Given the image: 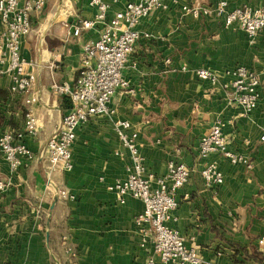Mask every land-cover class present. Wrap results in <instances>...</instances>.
<instances>
[{
    "label": "crops",
    "instance_id": "0c3cea01",
    "mask_svg": "<svg viewBox=\"0 0 264 264\" xmlns=\"http://www.w3.org/2000/svg\"><path fill=\"white\" fill-rule=\"evenodd\" d=\"M21 3L26 0H19ZM110 5L108 18L125 7ZM228 9L264 7V0H169L137 27L142 38L123 70L126 89L115 93L113 114L91 118L77 130L74 168L61 174L48 168L44 151L70 99L55 92L56 85L74 86L84 68L83 49L99 38L101 27L73 35L82 20L97 10L89 0H48L34 17V31L21 45L28 70L35 74L36 102L29 107L39 121L37 134L25 144L36 159L12 173L0 151V264H147L153 241L142 246L137 218L142 201L125 204L108 187L125 179L130 154L119 140L115 123L127 121L138 133L147 175L164 176L171 161L193 169L190 181L178 191V209L169 226L178 230L207 264H264V31L250 38L236 24L225 27L212 13L195 18L185 5ZM147 35L148 37H145ZM243 66L261 81V99L252 113L232 102V71ZM207 69L216 83L200 79ZM10 79H0V138L22 131L27 108L10 92ZM133 91V93H131ZM219 123L232 151L254 164H231L219 154L199 160L202 137ZM216 162L224 182L209 187L200 174L204 164ZM67 190L76 200H64ZM76 252L73 259L66 252Z\"/></svg>",
    "mask_w": 264,
    "mask_h": 264
},
{
    "label": "built area",
    "instance_id": "2783aa9c",
    "mask_svg": "<svg viewBox=\"0 0 264 264\" xmlns=\"http://www.w3.org/2000/svg\"><path fill=\"white\" fill-rule=\"evenodd\" d=\"M118 1L112 0L113 3ZM168 2L128 1L122 10L108 18L110 5L107 0H89V5L97 10L95 18L80 21L74 27L73 35L79 36L83 31L95 27H101V32L96 41L84 46L85 66L79 72L74 86H55L56 94L70 99L71 108L46 144L44 160L50 170L61 174L72 171L78 128L93 117L113 114L111 103L115 93L120 88L128 87L123 70L143 36L137 27L153 11L167 9ZM47 6L48 0H26L23 3L19 0H0V79L9 77L10 92L22 97L28 109L24 129L8 131L0 138V151L12 173L36 159V154L25 144V138L36 135L39 127L37 117L29 109L37 100L34 92L36 76L28 70L21 45L23 39L34 31V17L42 14ZM183 12L195 18L215 13L223 17L225 27L236 24L252 39L264 31V7L244 6L229 10L226 2H219L215 7L185 5ZM196 74L200 79L213 84L217 82L216 75L207 69H199ZM232 77V102L245 113H252L261 99L260 78L254 71L243 66L236 67ZM130 130L131 124L127 121L115 123L116 134L123 147L129 151L130 165L127 167V177L117 180L108 189L117 195L122 204H125L128 197L142 201L143 212L137 218L142 246L145 247L152 240L154 254L158 259L150 258L147 264H207L194 249L187 246L185 237L168 224L179 207L178 191L190 181L193 169L171 161L164 176L147 175L145 158L137 142L138 133H129ZM213 154L223 156L233 165L244 164L250 170L254 168L246 155L230 149L219 123L202 137L198 158L203 161ZM200 174L209 187H217L224 182V174L216 162L204 164ZM6 188L7 184L0 181V191ZM58 194L61 199L76 200V196L67 190H61ZM259 245L264 246V239L259 240ZM66 252L73 259L77 255L71 247H67Z\"/></svg>",
    "mask_w": 264,
    "mask_h": 264
}]
</instances>
